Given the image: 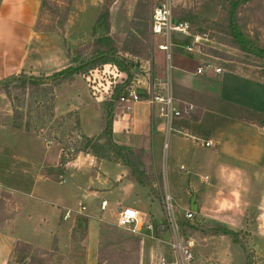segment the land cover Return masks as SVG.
<instances>
[{
	"label": "crops",
	"instance_id": "obj_1",
	"mask_svg": "<svg viewBox=\"0 0 264 264\" xmlns=\"http://www.w3.org/2000/svg\"><path fill=\"white\" fill-rule=\"evenodd\" d=\"M161 1L112 0L108 32L103 33L112 36L149 31L153 42L151 12ZM42 2L0 0V79L21 70H31V63L27 61L31 43L40 44V55H44L43 46H47L44 50L48 49L44 34L34 29ZM144 4L148 5L149 14L145 26L141 24ZM96 8L90 29L80 33L89 39L98 17ZM73 22L69 21V26L75 27ZM190 31L189 34L173 32L170 35L169 68L166 53L158 47L165 42L161 35L157 52L154 53L152 44L146 58L123 52V60L134 71L130 79L138 81L142 100L129 114L124 113L118 103L111 106L114 143L138 148L147 142L153 152V165L161 163L158 154L166 143L161 166L162 191L158 194L154 192V182L151 186L134 182L125 166L90 153H78L75 159L59 169L62 144L0 122V149L3 153L9 152L8 165L0 173V264L8 263L17 242L31 246L51 243L62 214L70 211L88 217L86 257L91 264H98L100 224L103 220L112 222L104 214L109 206L116 214L121 207L134 208L144 222L152 223V219L158 218L157 233L140 229L143 237L139 240V264H153L159 257L172 263L175 255L169 244L170 231L162 207L165 193L175 200L182 235L185 242L191 244L194 258L230 264L225 252L204 250L203 254L195 255L193 251L197 242L217 240L221 245L222 238L229 235L214 232L224 228L246 232L245 238L253 243L255 254L264 256V65L255 66L211 55L202 49L208 45L194 42L196 35ZM77 35L72 42L73 48L81 42ZM67 51L65 48L62 52L69 56ZM45 55L47 58L48 54ZM208 63L220 68V72L206 68L197 72ZM167 68L175 103L181 108L192 109L173 121L172 130L165 138L159 116L161 107H151L146 100L151 78L164 77ZM76 81L79 82L77 77L60 88ZM79 84L81 93L77 98L82 100L73 108L77 111L82 135L96 137L105 124L107 106L99 103L97 98L92 99L86 86L84 89ZM206 140L212 144L205 146ZM75 197H81L83 202L79 200L76 209H72L69 205ZM102 201H106L104 208H101ZM188 210L195 213L194 219L185 217ZM50 214L56 216L53 222L49 220ZM45 224L51 227L45 230ZM188 224L195 225L191 232L190 229L188 232L191 226ZM32 225H40L42 236L43 232H46V238L49 236L43 244L34 240L38 233L31 236ZM185 225L189 227L185 228Z\"/></svg>",
	"mask_w": 264,
	"mask_h": 264
},
{
	"label": "rangeland",
	"instance_id": "obj_2",
	"mask_svg": "<svg viewBox=\"0 0 264 264\" xmlns=\"http://www.w3.org/2000/svg\"><path fill=\"white\" fill-rule=\"evenodd\" d=\"M111 1L45 0L34 29L44 34L49 50L45 49V51L46 45L43 46L44 55H40V44L31 43L29 45L31 50L27 61L31 63V70H21L14 75L25 78V87H21L19 81L12 79L13 75L8 76L2 82L0 79V122L10 126H19L18 131H25L28 126L29 131L26 132L41 134L48 140H56L63 147L68 145L77 149L81 146L84 142L83 135L77 111L73 108L82 100L77 98V94L81 93L79 83L84 89L86 86L92 99L97 98L98 101L100 100L99 103L107 105L103 91L107 87L114 88L113 83H123L128 77L126 69H130V71L132 69L131 65L123 60L124 54L120 50L127 34L107 36V34L101 33L98 35L99 31L108 32V27L104 25L103 21H101L102 25L96 24V22L99 17H103L107 9L109 11ZM171 3L173 19L187 22L190 25V32L198 36L199 41L208 45L206 49L215 51V56L255 66L264 65L263 55L256 51V49H264V0H171ZM95 7L98 8V17L92 28V38L89 39L80 33L90 29ZM142 7L144 11L141 12V19H143L141 24L145 26L149 19L148 5L144 4ZM69 21L70 23L74 21L75 27L69 26ZM231 22H234L237 29L245 34L246 43L238 44L234 39L230 28ZM72 31L75 34H72ZM53 33H61V35H53ZM76 34L79 37L77 39L81 42L78 47L73 48L72 42L76 38ZM148 35L144 43L149 47V54L153 44L155 53L157 52L156 46L161 42V36L155 35L152 42L150 32ZM101 36L108 37V41H97ZM113 44L117 47L116 56L120 65L96 61L99 55L95 50L105 51ZM65 48L68 49L67 52L71 58L62 52ZM45 54H48L47 58ZM70 63L71 67H78L80 73L62 84L73 81L75 77L79 82H73L64 88H60L62 84L54 85L49 76L64 69ZM85 63H90L91 68L83 69L82 65ZM131 73L134 71L130 72V75H132ZM45 76L49 78H45ZM146 143L144 142V145L141 143L143 146H139L147 154L144 160L145 175L143 178L146 183L150 182L151 185L154 182L156 185L154 192L158 194L162 191L160 188L163 180L161 166H163L165 147L163 145L162 152L160 151L158 154L161 163L153 165L151 163L153 152ZM8 153V151L3 153L0 149L1 174L2 169L8 165ZM79 200L83 202L81 197L71 198L69 207L76 209ZM174 204L177 208L175 200ZM104 214L108 220L112 219L110 220L112 222L103 220L100 224L98 264H139L137 248L139 249V240L143 235L117 226V214L112 206H109ZM56 215L59 216V214ZM85 216L86 214L76 211L62 214L63 218L59 222V227L54 230L55 238L51 243L46 246L33 245L30 250L20 243L16 246L7 264H91L86 257L87 226L81 219ZM55 217L50 214L49 220L53 222ZM194 218L195 213H193ZM158 220V218L152 219L151 231L154 233L158 232ZM188 225L191 226L185 225V228L189 227L188 232L189 229L191 232L195 225ZM32 226L29 229L31 236L38 233L34 240L43 244L44 239H48L49 236L48 238L44 236L46 232H43L42 236L43 227L40 225ZM45 227V230H48L51 225L45 224ZM239 237L241 238L243 235ZM222 239L224 242H221V245H218L217 240H209L206 243L197 242L193 248L194 254H203L204 250L209 253L222 251L227 254L230 264H244L246 261L244 260V249L233 243L229 236ZM244 240L246 252L250 253L249 264H264V256L255 254L253 243L246 238ZM23 256H27V259H22ZM20 259L23 262H19ZM156 262L157 260H154L153 264H157ZM191 264L218 263L194 258Z\"/></svg>",
	"mask_w": 264,
	"mask_h": 264
},
{
	"label": "built area",
	"instance_id": "obj_3",
	"mask_svg": "<svg viewBox=\"0 0 264 264\" xmlns=\"http://www.w3.org/2000/svg\"><path fill=\"white\" fill-rule=\"evenodd\" d=\"M171 0H162L157 3L153 8L151 16V32L154 35H161L164 37L165 42L160 44L158 47L166 53V61L168 67V61L170 59V54L168 47L170 45L169 37L173 32H180L184 34H189L190 25L184 21L174 20L172 16V5ZM194 42L199 41L198 36H193ZM189 48L188 50H190ZM169 68V67H168ZM164 77L157 78L156 80H150L148 91H147V103L151 106H160L161 110L159 116L162 119V131L164 132V137L166 138L169 132L172 130V123L175 119L180 118L184 115L189 114L191 107H179L173 97L170 75L168 73ZM203 68L212 69L215 72H220V68H214L211 64H206L205 67H201L197 70L198 73L202 71ZM127 79V78H126ZM126 81V80H125ZM123 81V83L125 82ZM121 83H113L114 88L107 87L103 92L105 100L109 103H118L124 113H131L134 106L141 102V95L138 91V81L134 82L129 80L125 86L120 91H115L118 89V85ZM210 140L204 141L205 146L211 145ZM166 147V143H164ZM71 152H74V148H70ZM183 167L181 166V169ZM1 191V186H0ZM106 201L101 202V208H104ZM162 207L164 212V220L170 231V246L175 255V260L172 263H167L164 257H159L157 264H191L194 260V255L191 251V244L185 242L181 225L178 221L177 213L173 198L168 193H165L162 198ZM81 209L83 207L81 206ZM68 214V213H67ZM185 217L188 220L193 219V213L187 211ZM117 226L127 229L132 233H139L140 229L145 228L147 231L152 230V224L150 222H144L142 217L139 215L138 211L131 207H121L117 212Z\"/></svg>",
	"mask_w": 264,
	"mask_h": 264
},
{
	"label": "trees",
	"instance_id": "obj_4",
	"mask_svg": "<svg viewBox=\"0 0 264 264\" xmlns=\"http://www.w3.org/2000/svg\"><path fill=\"white\" fill-rule=\"evenodd\" d=\"M45 0H43L42 5L44 4ZM41 5V6H42ZM101 21H103L104 25L108 27V9L103 15V17H99L97 20L96 24H101ZM102 25V24H101ZM137 27V26H136ZM230 28L233 34L234 39L237 40L238 44L246 43L244 39L245 34L239 31L235 25L234 22H231ZM58 31V30H55ZM148 33L149 31H133L129 32L127 36L125 37L122 46L120 50H122L125 53H128L132 56L136 57H148L149 54V47L144 43V40L148 38ZM108 37L106 36H101L97 39V41L104 42L108 41ZM240 46V45H239ZM203 50L206 52L210 53L211 55L215 54V51H212V49H206L205 47H202ZM116 51L117 47L115 44H113L112 47L105 51H97L95 52L98 53L100 59L96 58V61L98 60L99 62L105 63V62H112L113 64L120 65L117 56H116ZM257 52L263 55L264 57V49H256ZM126 63V61H125ZM90 63H85L82 65L83 69H89ZM91 68V67H90ZM93 68V67H92ZM126 72L128 74V77L126 81L120 85H118V89L115 91H120L125 84L130 80V72H133V69L130 71V69H126ZM80 73V70L78 67H65L64 69L57 71L50 75L51 82L54 85H60L67 80H70L74 77V75ZM133 74V73H131ZM45 76V78H49ZM12 79H15L16 81L20 82L21 87H25L26 85V80L24 77L20 76H11ZM10 78V79H11ZM5 79H2L4 81ZM7 84V82H6ZM112 103L107 102V116H106V121L105 124L102 128L101 133L96 136V137H87V136H82L84 142L81 144L80 147L75 149L74 147V152L70 151L71 146H64L62 148V152L60 155V160H59V169H63L67 163H69L71 160L75 159L76 155L78 152H85V153H90L93 156L99 158V159H106L110 160L116 163H119L123 166L126 167V169L129 172V178L133 180L134 182H137L143 186H151L150 182H145L144 181V175H145V168H144V163H145V157L147 154H145L144 149L142 148H132L129 146H122L118 145L113 142L112 140V132H111V122L113 120V114H112ZM15 129L20 128L19 126H12ZM27 129V130H26ZM25 129V131H29L28 126ZM37 134V133H36ZM84 223L87 226L88 223V218L85 216L81 218ZM214 233H222L224 235H229L233 239V241L238 244L242 249L245 251V263L244 264H249V258H250V253L248 254L246 252L245 248V236L247 235L246 232L242 231H231L227 228H224L221 232L215 231ZM240 235H243V237H239ZM20 243L23 244V246L27 249H31V245L23 242H17L15 245V248L17 245H20ZM14 248V250H15ZM22 259H27V256H23ZM137 260H138V248H137ZM19 262H23L18 260Z\"/></svg>",
	"mask_w": 264,
	"mask_h": 264
},
{
	"label": "water",
	"instance_id": "obj_5",
	"mask_svg": "<svg viewBox=\"0 0 264 264\" xmlns=\"http://www.w3.org/2000/svg\"><path fill=\"white\" fill-rule=\"evenodd\" d=\"M101 33H103V32L100 31V32L98 33V35H100ZM192 205H194L193 202H192ZM193 211H195V208L193 209Z\"/></svg>",
	"mask_w": 264,
	"mask_h": 264
}]
</instances>
